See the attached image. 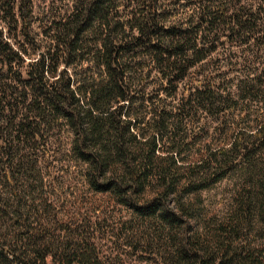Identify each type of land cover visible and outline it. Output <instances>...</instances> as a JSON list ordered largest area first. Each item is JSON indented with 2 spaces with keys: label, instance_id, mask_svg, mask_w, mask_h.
<instances>
[{
  "label": "trees",
  "instance_id": "obj_1",
  "mask_svg": "<svg viewBox=\"0 0 264 264\" xmlns=\"http://www.w3.org/2000/svg\"><path fill=\"white\" fill-rule=\"evenodd\" d=\"M148 1L150 7L123 16L120 0H76L54 38L63 60L51 68L41 54L27 64L25 78H15L29 94L26 113L0 124V264H110L98 242L109 233L115 241L124 235L151 264H264V115L185 162L178 158L173 120L165 124L161 112L145 123L146 132L130 112V74L165 63L170 83L172 71L181 70L182 77L218 45L203 37L176 38L161 25L159 4ZM31 4L21 0L18 8L25 33L33 22ZM92 31L100 38L85 52ZM7 50L0 40V53ZM10 57L3 61L8 71L15 60ZM256 86L264 89V71L242 98L255 95ZM63 127L92 201L104 196L131 212L113 232L87 209L76 211L73 203L54 198L45 185L40 159ZM234 165H241V178L230 207L222 214L204 212L202 191Z\"/></svg>",
  "mask_w": 264,
  "mask_h": 264
},
{
  "label": "rangeland",
  "instance_id": "obj_2",
  "mask_svg": "<svg viewBox=\"0 0 264 264\" xmlns=\"http://www.w3.org/2000/svg\"><path fill=\"white\" fill-rule=\"evenodd\" d=\"M154 1L160 6L161 25L175 32L176 38L184 37L192 41L203 37L218 43L212 52L187 69L182 77L181 70L172 71L170 83L165 78L169 76L171 68L155 61L150 70L133 72L127 79L134 98L130 112L139 121L143 120L140 128L150 131V126L145 123L155 117L157 119L159 113L164 112V117L168 118L165 124L174 121L170 126L175 127L172 133L178 142V158L189 162L198 157L196 154L203 153L208 144L218 146L230 138L235 128L253 123L264 115L263 87L256 86L255 95L242 98L248 89L259 84L263 76L264 0ZM20 2L0 0V40L9 48L6 53H0L2 126L6 125V116L9 120L10 117H21L26 113L28 100L26 102L25 95L29 91L24 83L15 78L26 77L27 64L41 54L49 57L51 68L56 66L58 60H63V57H59L61 51H56L54 38L77 4L76 0H32L33 22L28 33H25L19 17ZM120 3L123 16L151 6L148 0H120ZM202 19L206 22H202ZM99 38L100 35L93 31L85 36V52L95 49ZM10 56H15V60L10 64L12 70L8 71L3 61ZM85 58L90 60L91 57L86 54ZM87 59L82 64H86ZM58 68L63 70L65 67L59 64ZM75 70L70 67L68 72L75 75ZM260 110L262 115H258ZM57 128L52 132H58ZM59 131L57 137H51L48 141L49 155L40 159L43 160L39 167L42 168L45 185L57 193L54 198L60 197L61 201L66 199L68 205L73 203V210L87 209L93 218L103 220L102 226L106 232H113L120 227V222L130 218L131 212L104 196L92 201L93 195L87 193L80 180L81 166L69 151L70 131L66 127ZM46 158L47 162H44ZM234 166L237 167L226 178L202 191L204 212L222 214L230 207L241 178V165ZM112 235L109 233L106 238L98 240L110 264H151L145 259L148 254L130 248L124 235L116 241L110 239Z\"/></svg>",
  "mask_w": 264,
  "mask_h": 264
}]
</instances>
